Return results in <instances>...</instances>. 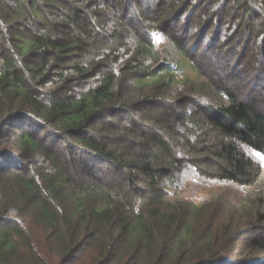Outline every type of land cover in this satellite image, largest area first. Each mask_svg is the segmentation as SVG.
<instances>
[{
  "label": "trees",
  "instance_id": "trees-1",
  "mask_svg": "<svg viewBox=\"0 0 264 264\" xmlns=\"http://www.w3.org/2000/svg\"><path fill=\"white\" fill-rule=\"evenodd\" d=\"M253 151L264 0H0V264H264V195H181Z\"/></svg>",
  "mask_w": 264,
  "mask_h": 264
},
{
  "label": "rangeland",
  "instance_id": "rangeland-1",
  "mask_svg": "<svg viewBox=\"0 0 264 264\" xmlns=\"http://www.w3.org/2000/svg\"><path fill=\"white\" fill-rule=\"evenodd\" d=\"M168 55H172V52L168 51ZM184 63H186V61H184ZM186 70L188 72L186 73V75L193 76L192 72L188 69V67L186 68ZM255 153L258 152H254V151L252 152L254 159L258 161L262 166L260 178L257 181L256 185L252 187L244 188L242 186H238L233 183L207 181L196 175L194 176V178H191V180H189L186 183L185 191L181 192V195L183 197L191 198L198 203H201L203 200L206 201L226 200L233 202L235 201L234 198L237 199L245 198L249 194L264 195V160L261 159V157H264V155L259 153L260 156H257L255 155ZM204 181H207V183H205Z\"/></svg>",
  "mask_w": 264,
  "mask_h": 264
},
{
  "label": "snow or ice",
  "instance_id": "snow-or-ice-1",
  "mask_svg": "<svg viewBox=\"0 0 264 264\" xmlns=\"http://www.w3.org/2000/svg\"><path fill=\"white\" fill-rule=\"evenodd\" d=\"M159 39V38H158ZM255 155L260 156L259 153H255ZM262 160H264V157H261Z\"/></svg>",
  "mask_w": 264,
  "mask_h": 264
}]
</instances>
